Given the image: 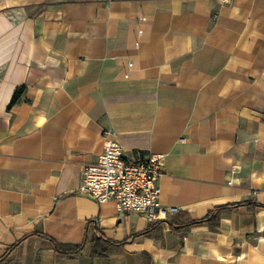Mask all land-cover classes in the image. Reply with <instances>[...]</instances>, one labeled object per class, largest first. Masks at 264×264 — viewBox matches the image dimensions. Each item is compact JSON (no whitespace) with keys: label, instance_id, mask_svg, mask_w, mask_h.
I'll return each mask as SVG.
<instances>
[{"label":"crops","instance_id":"0c3cea01","mask_svg":"<svg viewBox=\"0 0 264 264\" xmlns=\"http://www.w3.org/2000/svg\"><path fill=\"white\" fill-rule=\"evenodd\" d=\"M103 132L127 157H163L160 203L176 209L164 222L79 193ZM235 203L250 207L186 226ZM93 238L114 246L100 254ZM49 240L83 250L62 259ZM4 255L264 264V0L0 1Z\"/></svg>","mask_w":264,"mask_h":264},{"label":"built area","instance_id":"2783aa9c","mask_svg":"<svg viewBox=\"0 0 264 264\" xmlns=\"http://www.w3.org/2000/svg\"><path fill=\"white\" fill-rule=\"evenodd\" d=\"M102 137V152L95 164L84 168L79 193L98 204L111 201L117 213L137 214L147 224L164 222L174 214L175 208L160 203L157 181L163 157L140 153L127 157L112 134L103 132Z\"/></svg>","mask_w":264,"mask_h":264},{"label":"trees","instance_id":"16d2710c","mask_svg":"<svg viewBox=\"0 0 264 264\" xmlns=\"http://www.w3.org/2000/svg\"><path fill=\"white\" fill-rule=\"evenodd\" d=\"M20 93L21 92L18 91L17 93L14 94L11 100V103H10L11 105L17 101ZM239 207L248 208L250 207V204L235 203V204H228V205H223L221 207H217L215 210L208 212L203 218L192 221L188 223L186 226L191 227V226L207 225L211 229H215L218 226L221 214H223L224 212H228L232 209L239 208ZM158 223L160 222H157V224ZM146 234H148V231L143 232L141 235H146ZM49 242H50V245L53 251L57 254V257L62 258V259L75 258L83 250V246L66 247V246L59 245L51 240H49ZM91 243H92L91 248L93 251L96 252L97 249L100 248L99 250L100 254H103L104 250L107 251L111 246H114L113 243H110L109 241H105L104 239H101V238L99 239L93 238ZM5 255L0 259V264H2L3 261L5 260Z\"/></svg>","mask_w":264,"mask_h":264}]
</instances>
